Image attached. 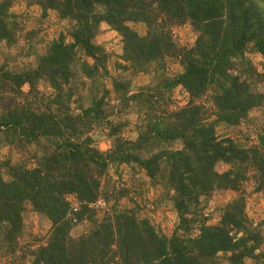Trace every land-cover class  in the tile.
<instances>
[{"label": "trees", "instance_id": "obj_1", "mask_svg": "<svg viewBox=\"0 0 264 264\" xmlns=\"http://www.w3.org/2000/svg\"><path fill=\"white\" fill-rule=\"evenodd\" d=\"M13 4L0 0V54L24 40L36 66L13 71L8 54L0 64V145L23 156L0 162V243L7 255H16L29 204L51 222L46 244L22 253L29 264H260L264 237L240 190L252 178L264 194V134L246 148L219 138L218 129L237 127L264 105V74L247 57H264V0H28L43 17L54 12L68 23L42 54ZM102 24L123 41V74L112 79V90L104 83L109 56L95 42ZM187 24L197 35L190 48L173 37ZM169 62L183 71L168 77ZM126 72L152 82L132 93ZM178 87L189 99L173 109ZM112 92L138 115L135 140L122 136L127 124L110 119ZM96 130L107 131L109 151L96 146ZM221 164L228 170L219 172ZM121 165L140 167L154 186L162 184L179 219L170 237L138 210L120 207L128 191L108 182L111 168ZM227 191L240 195L219 208L220 222L212 225L205 210ZM112 201L100 217L97 204ZM80 224L88 231L74 237Z\"/></svg>", "mask_w": 264, "mask_h": 264}, {"label": "rangeland", "instance_id": "obj_2", "mask_svg": "<svg viewBox=\"0 0 264 264\" xmlns=\"http://www.w3.org/2000/svg\"><path fill=\"white\" fill-rule=\"evenodd\" d=\"M11 12L22 18L25 25L26 32L34 31L37 35L34 40L36 46V53L42 54L47 48L48 43L59 38L62 33H66L68 23L59 19L54 12H49L47 17L42 16V11L38 6H29L28 0H14ZM21 21V20H20ZM140 35L146 33V27L142 24H130ZM173 37L176 43L181 47L190 48L195 44L197 35L192 27L187 24L173 29ZM95 42L104 48L109 56L108 69L110 77L104 81L109 90H112V79L123 74L119 65H124L123 56V41L120 34L112 30L108 25L102 24L100 27V35ZM30 49V43L27 41H20L17 45L10 49L2 47V54H0V64L5 62V54L9 55L8 65L13 71H19L22 68L29 66H36V57L27 56ZM248 59L252 62L259 74H264V57L257 53H248ZM183 70L176 62H169L167 65L166 75L174 77ZM126 78L131 81L130 90L132 93L140 92L144 86L152 82V77L145 73L134 74L131 72L125 73ZM28 87H25L27 90ZM46 90V89H44ZM47 91H49L47 89ZM258 91L264 94V82L258 86ZM83 91V95H87ZM109 111L112 113L111 121L114 123L123 122L127 124L123 129L122 136L129 140L137 138L136 124L138 115L132 107H126L118 97L112 92L109 97ZM189 96L187 92L178 87L172 93L173 109L184 107L188 102ZM107 102V103H108ZM88 103V102H87ZM86 103V104H87ZM264 134V105L261 108H256L250 112L249 117L237 127L221 126L218 129L219 138L230 137L243 145L246 148L260 144L259 135ZM96 142V146L103 152L111 149V140L107 137V131L96 130L92 133ZM179 145L173 148L177 149ZM23 157L18 151H13L7 146L0 145V162L12 158L13 162ZM121 165L120 167H112L109 172L111 179L110 189L114 186L117 190L124 188L128 191V196L120 202L121 208L136 209L140 212L141 218H147L156 226L164 235L171 236L175 231L179 219L177 213L171 202H167V195L164 187L161 185L154 186L150 179L146 176L144 170L140 167ZM219 172L228 170V166L223 164L217 167ZM106 182V185L108 184ZM240 193L246 200V212L251 224L257 228L264 237V194L256 191V185L252 178L246 181ZM240 194L237 192L227 191L215 194L210 200L206 216L210 218L209 223L212 225L220 222L219 208L228 202L237 198ZM70 201L75 209L79 208V203L75 197H70ZM115 202L108 204L99 202L95 207L100 217L112 210ZM88 231L87 224H80L72 231L74 237ZM51 232V222L44 216L35 213L31 205L27 204L24 213V230L22 236L17 239L18 246L16 255L10 257L7 251L0 243V264H29L26 258H22V253H27L30 249L34 250L40 246H44ZM264 253V244L261 248ZM248 264H255L252 261ZM264 264V260L260 263Z\"/></svg>", "mask_w": 264, "mask_h": 264}]
</instances>
